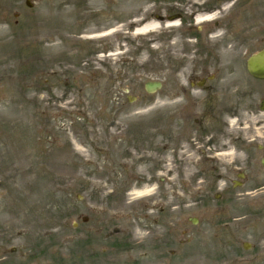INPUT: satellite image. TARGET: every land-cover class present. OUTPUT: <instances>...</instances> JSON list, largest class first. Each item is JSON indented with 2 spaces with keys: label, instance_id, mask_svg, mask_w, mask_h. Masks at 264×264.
Wrapping results in <instances>:
<instances>
[{
  "label": "rangeland",
  "instance_id": "obj_1",
  "mask_svg": "<svg viewBox=\"0 0 264 264\" xmlns=\"http://www.w3.org/2000/svg\"><path fill=\"white\" fill-rule=\"evenodd\" d=\"M24 1L0 0V264H264V115L224 111L264 81L177 69L162 25L78 52L66 0ZM209 74L226 126L205 134L178 91Z\"/></svg>",
  "mask_w": 264,
  "mask_h": 264
},
{
  "label": "flooded vegetation",
  "instance_id": "obj_2",
  "mask_svg": "<svg viewBox=\"0 0 264 264\" xmlns=\"http://www.w3.org/2000/svg\"><path fill=\"white\" fill-rule=\"evenodd\" d=\"M34 4L24 1L27 9H32ZM63 7L73 22L72 32L67 33L68 43L78 52L86 50L84 45H87L82 40L106 36L108 41L102 48L114 49L122 33H132L145 23H156L158 27L162 25L167 48L178 47L183 62L177 69L202 74L243 71L252 81L262 82L249 76L246 62L253 53L264 48V0H66ZM213 77L209 74L199 80L182 81L183 88L178 91L183 95L185 111L192 109L190 100L203 99L206 107L202 115L210 121L205 125L197 121L195 127L205 134L206 127L212 132L217 125L226 126L213 119L218 107V91L210 90L207 84ZM257 89L254 91L243 84L231 91L236 101L231 100L228 107H224L226 115L240 112L244 118H255L257 113L264 115V99L254 107L240 104L250 95L262 92L260 86ZM190 118L188 113L183 119ZM217 140L209 139L211 146L216 145ZM176 149L175 155L179 151Z\"/></svg>",
  "mask_w": 264,
  "mask_h": 264
},
{
  "label": "water",
  "instance_id": "obj_3",
  "mask_svg": "<svg viewBox=\"0 0 264 264\" xmlns=\"http://www.w3.org/2000/svg\"><path fill=\"white\" fill-rule=\"evenodd\" d=\"M248 72L251 76L264 79V50L253 55L247 64ZM145 91L148 93H153L160 88L159 82H147L144 86ZM264 166V162H262ZM244 248L247 249L248 245H244Z\"/></svg>",
  "mask_w": 264,
  "mask_h": 264
},
{
  "label": "bare ground",
  "instance_id": "obj_4",
  "mask_svg": "<svg viewBox=\"0 0 264 264\" xmlns=\"http://www.w3.org/2000/svg\"><path fill=\"white\" fill-rule=\"evenodd\" d=\"M156 28H157L156 23H145L142 26L137 27L134 33L135 34H146L149 31L156 30ZM146 193H148V191L142 190V191L135 193V195L142 196V195H145Z\"/></svg>",
  "mask_w": 264,
  "mask_h": 264
}]
</instances>
